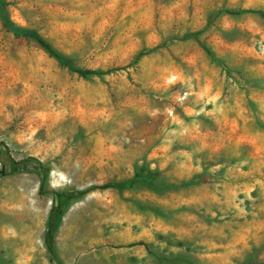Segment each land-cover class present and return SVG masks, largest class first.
I'll return each instance as SVG.
<instances>
[{"label": "rangeland", "instance_id": "1", "mask_svg": "<svg viewBox=\"0 0 264 264\" xmlns=\"http://www.w3.org/2000/svg\"><path fill=\"white\" fill-rule=\"evenodd\" d=\"M3 1L0 264H264V0Z\"/></svg>", "mask_w": 264, "mask_h": 264}, {"label": "trees", "instance_id": "2", "mask_svg": "<svg viewBox=\"0 0 264 264\" xmlns=\"http://www.w3.org/2000/svg\"><path fill=\"white\" fill-rule=\"evenodd\" d=\"M5 2L1 0V10H3ZM227 13L231 14H239V13H247V12H254L251 9H243L239 11L235 10H225ZM262 14V12H261ZM6 22H8V19L5 18ZM22 35L26 37H33L35 38L45 49H47L53 56L56 58L60 59L61 61L63 60V55L58 52L56 49H54L39 33H37L34 30L26 29V28H20ZM197 35V34H196ZM200 42V41H199ZM202 47L204 50L207 52V54L211 57V59L215 62H218L221 64V60L215 55V53L205 44L201 43ZM35 162L39 169L44 172V175L47 176L49 173L48 167H46V164L42 163L40 160H37L34 157H29V159L26 160V162ZM14 164H19L17 162H14ZM144 169L138 168L136 169L135 176L127 181L124 182H116V183H110L107 185H104L103 188H115L119 191H122L124 189L130 188L133 185L141 184L144 186H153V181L157 178V172H153L152 170H148L144 174ZM89 190H84V191H78V190H69L65 192H55L54 193V201H53V206L50 212V217H49V230L46 235V244L47 247L52 255V258L58 262V264H64L61 259L57 256L55 248H54V238L56 235V230L58 223L60 222L62 216L64 215V212L67 208L68 202H70L73 199L80 198L83 195H85Z\"/></svg>", "mask_w": 264, "mask_h": 264}]
</instances>
